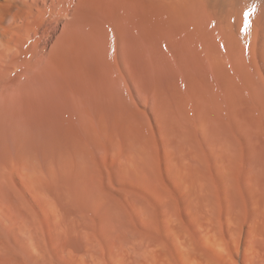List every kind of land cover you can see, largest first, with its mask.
Returning <instances> with one entry per match:
<instances>
[{
    "label": "bare ground",
    "instance_id": "obj_1",
    "mask_svg": "<svg viewBox=\"0 0 264 264\" xmlns=\"http://www.w3.org/2000/svg\"><path fill=\"white\" fill-rule=\"evenodd\" d=\"M243 148L264 151V0H0V264H255L253 238L109 237L130 188L204 189L197 150L229 177Z\"/></svg>",
    "mask_w": 264,
    "mask_h": 264
},
{
    "label": "rangeland",
    "instance_id": "obj_2",
    "mask_svg": "<svg viewBox=\"0 0 264 264\" xmlns=\"http://www.w3.org/2000/svg\"><path fill=\"white\" fill-rule=\"evenodd\" d=\"M241 152L242 153L239 157V162H238L239 163L238 165L240 167L237 165L239 171L238 169L237 170L235 169L229 174V177H227L228 175H222L221 173H217V171L213 166V162L206 157L204 152H202L201 150L200 151L197 150L196 157L194 158L195 160L193 161V159L191 158L189 159L191 162L190 161L188 162L189 164L191 163L190 166L194 170V174L192 175V177L194 176L196 177L195 179H198L197 182H199V185L204 184L202 187H205L204 188L205 190L201 188V186L198 185L196 186V184H194L193 186L194 188L192 187L188 194H184L183 192L181 193L180 191H178L179 189L176 186L174 187L171 184H169L170 178H168L163 174H160V172H158L159 174L155 173V175L154 174L150 175L145 183L138 185L137 189L136 186L132 187V191L130 188L128 192L129 194H127L129 200L126 197V199L123 201L125 203L122 202V204L120 203V206L118 205L120 208L118 213L120 212V214L117 215V213L115 212L117 216L113 214L115 215V217L112 216L113 219L111 217L110 227H109L110 239L116 237V232L118 233V231H116L117 229L120 231V233L123 232L129 233V230L132 229L133 227L135 226L137 227V225L138 226L143 225V227H139L140 229H138V227L137 229L133 228L134 232L133 230L130 231L132 232L131 234H138V236H141L142 238L149 240H153V239L155 240L154 236L157 235V237L159 238L160 235L161 240L156 237L158 240L155 241L158 242V244L157 243L155 244L159 246L158 247L159 249H163L165 251V254H167V256L171 258L170 255H172V250L174 248V242H173L174 236L171 235H176L175 231H178V229L179 232L181 231V233L178 232L179 234L177 235H182L183 233L188 234L187 236H193V237L198 235L197 237H199V239L201 238V235L204 236L205 234H206L205 236H212L214 234L217 238H225V239L228 236H230V238H232L234 241L235 239H237V242L235 241L236 244H238L240 241H244L246 238L247 239L253 238L257 243L254 246V250H253L254 253L252 252L251 254L253 255L251 256L252 258L251 260L255 264H264L263 262L264 261V162H263L264 151L260 156L253 158L252 161H251L252 157L249 156V153L245 148H243ZM259 158L262 159L260 160ZM205 159L209 161L207 162ZM241 159H243L244 161ZM246 159L248 160L250 159L249 162ZM204 161H206L207 163H205ZM254 161L257 163V165ZM250 162L254 163L255 165L254 164L253 165L255 167L258 166L257 168L259 170L254 169L251 172L245 170L244 168L247 167V164H250ZM200 165L202 166V168ZM243 171L245 172L243 173ZM232 173L233 175H231ZM245 173L251 176L249 175L247 176ZM157 175L158 177H156ZM219 175L221 176L219 177ZM151 176L153 178L156 177L157 179L151 180L150 178ZM163 179L166 182L168 181L169 183L167 182L166 184V182ZM203 179H204V183H202ZM141 186L142 187L144 186L145 188L142 189ZM171 186L174 188H172ZM195 186L197 189L195 188ZM199 188L201 189L199 190ZM135 189L137 191H135ZM139 189H142L144 191L142 192V190ZM192 189H196V191L194 190V192H196L197 194L194 193ZM202 189L204 190V193L202 192L203 191ZM175 190L177 191L176 193L174 192ZM199 191H201L202 194H200L201 192L199 193ZM183 194L185 196L187 195L188 197L187 200L185 199V196ZM181 196L184 197L182 198ZM185 202L187 203L189 202L191 205L189 203L186 204ZM129 205L133 209L135 208V210L136 208H141L142 206L143 212L145 214L143 215L144 217L143 218L142 216L140 217V214L137 211H135V213H137L138 215L137 217L134 211L128 210L131 209ZM136 205L139 207H136ZM125 206L127 207V209H123L126 208ZM115 210H117V206ZM127 210L131 211V213L129 212L130 213L129 214ZM168 218H172V219H168ZM168 223L171 224V227L173 229L168 225ZM112 224H113V228L111 226ZM124 224L127 226L126 227L127 229L126 228L123 229V226H125ZM133 224L136 225L134 226ZM131 225H133L132 228H130ZM167 226L170 227L171 229L167 228ZM144 231L147 232L145 233L147 235L149 234L148 232L150 231L152 233L154 232L155 235L153 236L152 233L150 232L151 234H149L148 237H146L147 235H144V233L141 234V232ZM164 237L165 238L167 237L168 239L164 240L165 239ZM193 237H189V239L191 238L192 240ZM192 242L194 244H198L199 240L198 238L195 237L192 240ZM261 242L262 244L260 245ZM162 243L165 244L162 245ZM171 243H173V245ZM166 244L169 245L170 247H168ZM165 246H167L168 248Z\"/></svg>",
    "mask_w": 264,
    "mask_h": 264
},
{
    "label": "snow or ice",
    "instance_id": "obj_3",
    "mask_svg": "<svg viewBox=\"0 0 264 264\" xmlns=\"http://www.w3.org/2000/svg\"><path fill=\"white\" fill-rule=\"evenodd\" d=\"M247 15V14H246Z\"/></svg>",
    "mask_w": 264,
    "mask_h": 264
}]
</instances>
